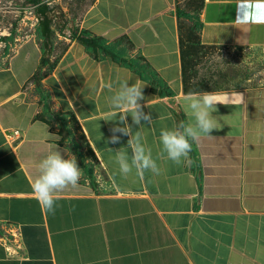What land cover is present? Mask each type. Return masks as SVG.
Instances as JSON below:
<instances>
[{
	"label": "crops",
	"instance_id": "0c3cea01",
	"mask_svg": "<svg viewBox=\"0 0 264 264\" xmlns=\"http://www.w3.org/2000/svg\"><path fill=\"white\" fill-rule=\"evenodd\" d=\"M44 2L54 9L50 35L36 24L0 68V264H264V85L186 92L181 28L191 22L177 18L189 12L179 0ZM238 4L201 0V45L264 47V25L238 22ZM82 32L104 44L89 51L66 35ZM125 82L145 85L140 103L153 122L141 133L159 174L119 173L116 151L130 158V137L109 143L119 116L105 119ZM202 92L219 102L221 128L177 165L162 154L161 132L190 123L185 97ZM56 148L84 176L58 194L53 214L31 185Z\"/></svg>",
	"mask_w": 264,
	"mask_h": 264
},
{
	"label": "clouds",
	"instance_id": "9594fccd",
	"mask_svg": "<svg viewBox=\"0 0 264 264\" xmlns=\"http://www.w3.org/2000/svg\"><path fill=\"white\" fill-rule=\"evenodd\" d=\"M237 10L240 13L237 17L238 22L264 25V0H240ZM144 86L140 83L129 85L125 82L108 101L112 111L105 121H115L119 116V121L110 129L112 135L108 142L117 144L121 135L130 137L128 145L131 148V157L129 158L128 153L122 148L116 151L119 173L125 178L134 170L140 176L145 171L160 173L151 149L146 147L141 133L144 126L142 122H147L149 125L153 122L151 113H145L144 106L140 103L144 99L142 91ZM184 103L191 122L181 125L179 129L162 130L160 135L162 154L166 153L167 159L177 165L188 159L193 143L205 136L212 137L210 135L212 131L221 128L218 119L212 115L219 103L212 93L189 94L185 97ZM129 115L132 124L139 126V130L134 134L132 126L128 124ZM118 133L120 135H117ZM83 176L84 171L78 166L75 156L68 155V158H65L61 150L56 148L40 161L38 174L31 185L32 191L41 207L54 214L58 194L70 187H77Z\"/></svg>",
	"mask_w": 264,
	"mask_h": 264
},
{
	"label": "rangeland",
	"instance_id": "374dc122",
	"mask_svg": "<svg viewBox=\"0 0 264 264\" xmlns=\"http://www.w3.org/2000/svg\"><path fill=\"white\" fill-rule=\"evenodd\" d=\"M201 0H179L184 10L198 16ZM25 0H0V68L23 41L34 34V8ZM192 23L181 28V55L185 91L264 85V47H205L198 44ZM8 51L6 52V50ZM199 86V87H197ZM70 128L80 138L69 118Z\"/></svg>",
	"mask_w": 264,
	"mask_h": 264
},
{
	"label": "trees",
	"instance_id": "16d2710c",
	"mask_svg": "<svg viewBox=\"0 0 264 264\" xmlns=\"http://www.w3.org/2000/svg\"><path fill=\"white\" fill-rule=\"evenodd\" d=\"M25 3H26L25 5H27L28 7L34 8L33 14H34L35 18L37 19V25H38V23L40 24L39 28L44 26L46 28V33L49 36L50 32H51L50 27H51V24L53 23L49 14L53 13L54 9L53 8L49 9L48 5L44 2V0H25ZM175 14H176L177 18H184V19L188 20L189 22H191L194 31L198 32L200 30L201 23L199 22L198 16L196 17V16H194V14L189 13V12L187 13V12L180 10V9H177L175 11ZM59 20L61 21V24L59 26V31L62 33V29L67 25V22L64 18L62 19V17L59 18ZM35 32H37V33L39 32L38 26L35 28ZM66 35H68V37H71V38H76L78 40V42L81 43L89 51H93L94 49H97L98 47H101L104 44L102 39L90 37L89 34L86 32H82L81 36H78V37L75 35H72V33H70V34L66 33ZM197 42L199 45H201L199 42V39ZM201 46H203V45H201ZM44 47H46V46L43 44V50H44ZM205 47L216 48L215 46H205ZM7 51H8V49L6 50V52ZM181 58H182V55H181ZM47 63H48V58L46 57V54L45 55L43 54V56L40 59L39 66H38V68L34 74V83L36 86L39 85L40 80L42 78L41 77V69ZM182 67H183V64H182ZM152 79H153L151 81L152 83L155 82L157 84H161V81L157 79L156 74H154L153 72H152ZM197 87H199V86H197ZM197 91H200V90L199 89L193 90V89L189 88V90L186 92H197Z\"/></svg>",
	"mask_w": 264,
	"mask_h": 264
},
{
	"label": "built area",
	"instance_id": "2783aa9c",
	"mask_svg": "<svg viewBox=\"0 0 264 264\" xmlns=\"http://www.w3.org/2000/svg\"><path fill=\"white\" fill-rule=\"evenodd\" d=\"M36 22H37V19H36ZM17 236H18V235H17V232H14V234H13V238H14V239H17V238H16ZM16 243H17V244H16V247H19V242L16 241ZM7 250H8V254L11 255V254H10V248H9V247L7 248Z\"/></svg>",
	"mask_w": 264,
	"mask_h": 264
},
{
	"label": "water",
	"instance_id": "95a60500",
	"mask_svg": "<svg viewBox=\"0 0 264 264\" xmlns=\"http://www.w3.org/2000/svg\"><path fill=\"white\" fill-rule=\"evenodd\" d=\"M169 101H170V103H173V102H172V101H173V99H170Z\"/></svg>",
	"mask_w": 264,
	"mask_h": 264
}]
</instances>
